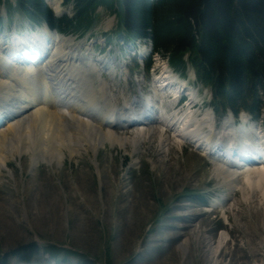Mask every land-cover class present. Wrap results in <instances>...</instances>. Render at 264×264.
Returning a JSON list of instances; mask_svg holds the SVG:
<instances>
[{
  "label": "rangeland",
  "instance_id": "rangeland-1",
  "mask_svg": "<svg viewBox=\"0 0 264 264\" xmlns=\"http://www.w3.org/2000/svg\"><path fill=\"white\" fill-rule=\"evenodd\" d=\"M4 1L0 9L3 15L6 10L12 12L15 33L37 32L15 7L16 0ZM72 7L61 3V12L71 15ZM112 17L101 7L95 13V28L85 37L66 35L74 38L84 61L88 55L102 61L116 55L122 66L131 68L133 79L140 78L141 69L132 70L134 61L129 59L135 44L128 47L106 33L119 31L116 19L106 29L104 22ZM2 22L0 36L10 35L5 33H10L12 25ZM100 66L110 67L98 64L99 70ZM145 79L146 86L152 87L151 77ZM122 83L111 88L120 107L121 93L130 101L139 90L136 82L123 78ZM188 89L197 91L189 85ZM163 97L158 98V106L175 111L172 97ZM194 110L201 119L203 110ZM260 116L264 123V106ZM216 118L221 126L226 121L221 114ZM145 129L148 136L141 142L137 130L124 133L138 142L136 151L130 143L122 148L105 142L96 152L87 147L73 158L64 151L61 166L46 162L32 166L29 154L10 160L9 170L0 179V256L8 255L11 264H19L12 252L36 243L77 255L63 262L62 257L54 260L42 252L34 264H83L85 260L90 264H264V197L245 200L239 190L232 195L233 190L215 175L214 166L191 144L181 147L173 139L162 142L159 125ZM194 192L205 194L209 207L189 195ZM223 231L229 235L214 259L207 243L217 245ZM186 240L189 250L184 254L180 248Z\"/></svg>",
  "mask_w": 264,
  "mask_h": 264
},
{
  "label": "bare ground",
  "instance_id": "bare-ground-1",
  "mask_svg": "<svg viewBox=\"0 0 264 264\" xmlns=\"http://www.w3.org/2000/svg\"><path fill=\"white\" fill-rule=\"evenodd\" d=\"M48 2L58 15L62 14L60 0ZM112 22L109 20L106 26ZM37 41V46L42 45L36 52L32 45ZM78 49L72 38L55 33L46 26L37 32L32 31L31 35L0 36V179L9 170L10 160L22 158L24 154L30 155L34 165L46 162L61 166L66 155L64 151L73 158L82 155L81 151H86L87 147L96 152L105 142L111 146L119 144L122 148L130 143L136 151L137 143L148 136L143 129L154 114L162 142L173 138L179 143L203 145L204 151L215 160V175L233 190L232 195L239 190L245 200L260 195L264 197V130L259 131V126L234 128L230 123L217 139L212 132H204L203 128L212 126V122L206 118V113L199 119L192 110L197 92L188 89L186 81L178 82L167 65L162 66L163 77L157 85L159 88L165 84L168 86L162 92L155 88L153 97L143 99L144 112H136L134 104L128 103L118 108L109 93L108 83L100 77L98 67V64H104L113 68L114 61H102L91 55L84 61ZM26 59L34 63H26ZM95 75L100 81L96 88L93 84ZM165 91L169 96L187 92L193 101L185 106L184 111L168 113L164 109L160 112L158 98H164ZM136 119L142 126L141 131L135 132L138 142L120 134ZM165 130L171 136H166ZM249 150L260 152L251 157L255 162L231 157L237 153L244 156ZM228 235L226 231L221 232L215 246L207 243V247L211 246L208 251L213 258L219 248L225 246ZM180 249L186 254L189 241H184ZM212 263L217 264L216 261Z\"/></svg>",
  "mask_w": 264,
  "mask_h": 264
},
{
  "label": "trees",
  "instance_id": "trees-1",
  "mask_svg": "<svg viewBox=\"0 0 264 264\" xmlns=\"http://www.w3.org/2000/svg\"><path fill=\"white\" fill-rule=\"evenodd\" d=\"M16 2L34 23L46 22L65 33L90 29L99 5L117 8L127 37L151 39L156 51L169 53L177 69L184 70V54L190 53L198 75L214 87L216 104L253 113L260 107V95H264V0H65L74 4L75 14L61 18L45 0ZM46 249L53 257L62 252L66 259L77 255L52 245ZM39 252L32 243L13 255L32 262ZM0 264H10L7 256L0 258Z\"/></svg>",
  "mask_w": 264,
  "mask_h": 264
}]
</instances>
